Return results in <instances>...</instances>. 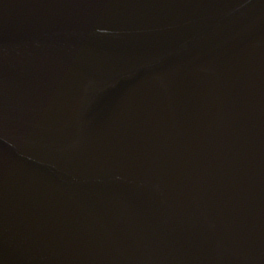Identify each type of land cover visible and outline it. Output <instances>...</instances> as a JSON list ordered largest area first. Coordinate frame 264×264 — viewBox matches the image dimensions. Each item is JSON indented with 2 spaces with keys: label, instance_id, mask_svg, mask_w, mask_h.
I'll return each mask as SVG.
<instances>
[{
  "label": "water",
  "instance_id": "95a60500",
  "mask_svg": "<svg viewBox=\"0 0 264 264\" xmlns=\"http://www.w3.org/2000/svg\"><path fill=\"white\" fill-rule=\"evenodd\" d=\"M0 264H264V0H0Z\"/></svg>",
  "mask_w": 264,
  "mask_h": 264
}]
</instances>
